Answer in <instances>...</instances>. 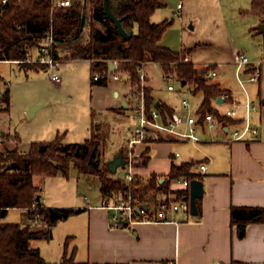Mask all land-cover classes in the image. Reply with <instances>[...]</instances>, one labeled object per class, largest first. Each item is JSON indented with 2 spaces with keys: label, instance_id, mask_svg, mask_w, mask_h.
Segmentation results:
<instances>
[{
  "label": "trees",
  "instance_id": "1",
  "mask_svg": "<svg viewBox=\"0 0 264 264\" xmlns=\"http://www.w3.org/2000/svg\"><path fill=\"white\" fill-rule=\"evenodd\" d=\"M57 1L0 0V60L27 59V48L40 47L43 39L52 31V56L60 62L90 60L93 83L107 84L109 64L117 62L116 70L119 73L128 72L131 84L135 86L140 83L139 66L149 61L158 62L165 73H176L181 82L193 83L195 91L203 93L204 99L198 108L203 115L213 113L225 122H234L232 118L222 116L220 109L212 104L225 91L205 76L214 65L197 68L191 60H186L190 56L188 50L177 51L161 44L163 34L172 21L166 19L155 22L151 20V14L165 5L164 0H108L111 11L121 20L124 29L134 31L129 38L122 35L116 22L108 15L105 0H70L68 6H58ZM251 1L250 11L257 16H264V0ZM18 63L34 67L47 65L38 61ZM99 72L102 76L95 80L94 75ZM145 91L147 108L157 106L165 118L174 112L172 107L156 103L151 87L146 86ZM8 136L11 140V136ZM63 138L64 133H58L53 140L33 141L27 151L13 148L0 153V216H6L10 208H22L28 210L31 220L39 216L46 226L39 228L29 223H0V264H44L40 249L32 247L31 241L51 239L52 227L57 222L82 210L47 206L38 201L40 187L35 183L36 175L54 176L62 173L68 176L74 166L79 173L100 179L103 197L110 193L124 196L132 192L142 201L148 202L152 209L160 194L174 192L170 187L174 179L202 178L193 169L196 161L188 160L180 164L173 163L162 182L156 174H152L147 181H142L138 176L134 186L126 183L122 173L112 172L108 161L102 163L98 159L101 133L92 132L84 142L64 144ZM13 140L18 141L19 138L14 136ZM147 152L148 148L143 151L141 165H146L149 160ZM123 155L125 157L124 152ZM174 193L181 198L188 196V191ZM197 202V205L200 204L198 199ZM231 221L241 231L250 223H262L264 206H232ZM64 259L67 264L73 263L72 258L65 256Z\"/></svg>",
  "mask_w": 264,
  "mask_h": 264
},
{
  "label": "crops",
  "instance_id": "2",
  "mask_svg": "<svg viewBox=\"0 0 264 264\" xmlns=\"http://www.w3.org/2000/svg\"><path fill=\"white\" fill-rule=\"evenodd\" d=\"M181 4L179 2L178 6ZM251 4L250 0V8L241 10L250 11ZM154 13L155 11L151 17ZM255 16L257 22H264V16ZM232 52L233 57L229 64L233 66L236 85H226L221 80H213L214 76L209 77V81L217 83L221 89L225 90L223 93L229 91L235 98L242 101L245 100L246 94L238 82L234 62L235 54L241 50L235 48ZM247 53L253 62L261 63V77L258 82H255L254 94L248 89L250 98L255 103L252 122L258 128L256 136L248 140L229 141L223 139L229 135L227 130L204 129L199 130L198 134L204 137L208 132H212L211 136L215 139L194 140L158 132L140 146L142 150L148 148L149 156L146 165H141L139 162L136 167L137 175L142 181H147L152 174H156L162 182L161 179H166L173 163L196 161L193 169L202 175L201 179L204 182V194L198 198L200 202L198 213L186 217L182 211H177L170 213L173 220L139 223L133 226H113L110 222V211L100 207L102 195L99 202H94L85 195L83 200L79 199L76 202L48 205L46 204L48 199H42L40 193L42 203L47 206L82 208L78 213L57 222L52 227L51 239L31 241L32 247L40 249L45 260L44 264H67L65 256L68 259L72 258V264H170L173 260L177 264H214L216 261H220V264H264V222L250 223L244 231H241L231 221L232 206H264V49L256 54L248 51ZM146 63L148 65V62ZM152 63L158 64L163 70L160 63ZM211 64L214 67L209 70L215 69L218 71L217 75L222 74L216 64L208 65ZM147 65L145 64V68ZM249 70L250 67L243 72L246 83L253 82L248 80ZM119 74V79L110 81L109 78L105 85H92L95 93L92 113L97 107L112 115L107 120L103 119L94 125L91 114L92 121L86 119L82 124V131L87 134L82 141H71L69 137L66 140V136L70 133L68 125H64L63 132H60L58 128L55 134L57 136L58 133H64V144L84 142L92 132H96L102 134L99 147L104 154L106 141L110 138L111 142V137L115 140L112 144L119 142L111 149L113 158L121 151L125 152L127 146L122 145L121 141L127 139L128 126L125 125L126 130L122 136L119 129L122 121L126 119L121 116L130 108L134 109L136 100L132 93L133 86L129 73L120 72ZM146 74V84L151 87V94L157 104H166L174 111H184L182 101L178 104L175 101L171 103L156 95L147 71ZM122 81L129 83L131 89L122 85ZM192 93L198 97L201 94L197 110L203 102L204 95L202 92L195 91V85ZM221 95L214 99L212 104L222 110L228 103ZM183 98L186 97L182 96L181 100ZM104 121H108V127ZM201 164L206 165L205 170L201 169ZM74 169L78 179L83 178L87 183L90 182V176L93 175L81 174L76 167ZM174 180L170 187H173ZM89 185L91 188V184ZM165 195L163 193L158 197ZM56 233L61 234L58 244L51 242L56 239Z\"/></svg>",
  "mask_w": 264,
  "mask_h": 264
},
{
  "label": "rangeland",
  "instance_id": "3",
  "mask_svg": "<svg viewBox=\"0 0 264 264\" xmlns=\"http://www.w3.org/2000/svg\"><path fill=\"white\" fill-rule=\"evenodd\" d=\"M164 2L165 5L157 8L151 17L152 21L160 22L166 19L172 21L163 34L161 43L177 51L188 49L190 59L196 67L209 63L216 64L222 74L212 77L213 80L218 79L226 85L235 86L234 69L229 64L233 57L232 51L235 48L241 50L251 59L247 51L256 54L264 49V33L259 29L256 16L251 11L241 10L250 8V0H164ZM179 2L182 3L180 7ZM39 54L38 47H34L33 58H37ZM42 66L34 67L25 63L0 61V76L12 82L9 91L10 109L0 122V128H4L7 132L9 149L18 148L27 151L33 141L53 140L58 128L60 132L65 130L64 125L70 127L66 140L69 137L71 141H82L85 139L84 135L87 137L82 131V124L86 119L92 121L91 114L94 125L103 119L107 120L112 115L97 107L93 113L91 111L95 103V93L92 88L98 84L92 81L90 60L75 59L60 62V65L54 68V72L61 77L60 82L52 79L48 64L46 67ZM146 71L156 95L165 101L171 103L175 101L177 104L182 101V96L186 97L192 105V112H195L201 94L198 97L192 93L193 83L183 85L176 73L172 74V79L166 81L161 67L152 61L148 62ZM242 78H246L244 73ZM121 84L131 89L129 83L122 81ZM168 84H173L175 89H168ZM246 86L254 94L256 83L247 82ZM36 105L41 106L31 114L29 109ZM122 117L126 120L122 121L119 129L121 134L126 130V126L129 127H127L128 131L138 123L135 110L132 108L125 111ZM108 121H104L106 127L109 126ZM211 133L208 132L204 139H211L213 137ZM8 135L11 136V140ZM14 136H17L19 141L13 140ZM127 139L120 140L122 145L127 146ZM112 141L115 142L112 137L111 142L110 138L107 139L105 154L101 150L98 152V159L102 163L113 159L111 149L119 142L112 144ZM126 151L127 147L125 152L123 151L124 154ZM122 167L119 165L117 168L118 174L122 173ZM90 178L88 183L83 178L78 179L72 166L68 176L62 173L54 176L36 175L35 183L40 187L42 199H48L46 202L48 205L76 202L79 199L83 200L85 195L92 201L99 202L102 195L100 179L94 175ZM28 213L26 209L10 208L6 216H0V223L31 224L33 222L35 227H46L39 216L35 217L38 221L34 222ZM59 235L61 236L56 233V239L51 242L58 244Z\"/></svg>",
  "mask_w": 264,
  "mask_h": 264
},
{
  "label": "built area",
  "instance_id": "4",
  "mask_svg": "<svg viewBox=\"0 0 264 264\" xmlns=\"http://www.w3.org/2000/svg\"><path fill=\"white\" fill-rule=\"evenodd\" d=\"M8 2L9 0H2ZM58 6L70 5V0H58ZM181 5H179L180 7ZM54 36L50 31L43 39L38 50L40 52L37 58H33V47L27 48L28 58L20 61L31 62L38 61L47 63L51 68L52 79L56 82L61 81L59 74L54 72V68L60 65V61L56 60L52 56ZM186 60H190V57H186ZM0 61L14 62L19 60L4 59ZM236 64V76L242 89L246 94L245 100H238L229 91L223 93L221 96L225 102L228 103L225 109H220L222 116L230 117L234 122H225L213 113L202 114L198 109L192 112V105L187 98L182 99V105L184 111H174L171 115H167L165 118L160 109L153 105L150 109L146 104V91L147 86V74L145 64H141L138 68L140 83L133 86V96L136 103L134 106L135 117L138 123L134 128H130L127 131V151L125 158L127 162L123 166L122 175L126 183L134 185L138 180L136 172L137 164L143 158V151L140 146L151 139L152 136L158 132L171 134L179 138H190L194 140H203L204 137L198 134L199 130L207 129L212 131L214 129L227 130L228 136L225 140H248L252 136H256L258 128L252 122V111L255 109V103L250 98L248 88L246 86V80L242 78V73L250 67L248 72V80L258 82L261 77V63L253 62L249 56L244 52H237L234 57ZM116 69H117V62ZM110 73L108 77L113 79H119L120 74L117 70ZM218 71L211 69L205 73L207 78L215 76ZM164 79L169 81L172 79V74L164 72ZM102 76V73H96L94 79L98 80ZM108 78V79H109ZM12 82L10 80L0 78V122L4 115L8 114L10 108V87ZM168 88L175 89L173 84H168ZM242 113V114H241ZM0 153L9 149V143L7 141V132L0 128ZM211 139H215L212 137ZM201 169L205 170L206 165L201 164ZM191 179L188 177H180L174 180L171 190L175 191H188L190 193ZM175 185V186H174ZM174 192H169L163 197H159L154 208L148 203V207H145L144 201L139 196L129 192L126 195H117L110 193L102 198L100 207L110 211V222L113 226H133L139 223L149 222H163L167 220H173L170 213L182 211L186 217L191 214V207L189 198H181ZM154 211V212H153ZM37 222L38 218L32 219ZM34 223L31 222V226L34 227ZM170 264H177L175 260ZM214 264H220V261L214 262Z\"/></svg>",
  "mask_w": 264,
  "mask_h": 264
},
{
  "label": "water",
  "instance_id": "5",
  "mask_svg": "<svg viewBox=\"0 0 264 264\" xmlns=\"http://www.w3.org/2000/svg\"><path fill=\"white\" fill-rule=\"evenodd\" d=\"M105 8H106L108 15L116 22V24H117L120 32L122 33V35L125 38L131 37V35L134 33V31L128 32L124 29V27L121 23V20L119 18H117L113 14V12L111 11V9L109 7L108 0H105ZM259 29L261 30V32L264 33V22L259 23ZM109 66H110V73H112L116 69V64H115V62H111L109 64ZM182 84L184 85L185 82H182ZM38 107H40V105L32 106V108L29 109L30 113L33 114L34 110ZM126 162H127V159L124 157L123 152H120L117 156H115L108 163H109L110 170L112 172H116L119 165L123 166V165H125ZM163 180H164V178L161 179V181H163ZM203 194H204V182H203V180L199 179V178L191 179L190 193H189V196L185 197V198H189L190 207H191V214H197L198 213L197 199L201 198L203 196ZM37 200L41 201V195L40 194L37 195ZM144 205H145V207H148V203H145Z\"/></svg>",
  "mask_w": 264,
  "mask_h": 264
}]
</instances>
